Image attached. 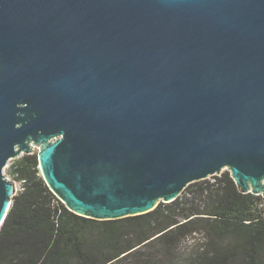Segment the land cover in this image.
Here are the masks:
<instances>
[{
  "label": "water",
  "instance_id": "95a60500",
  "mask_svg": "<svg viewBox=\"0 0 264 264\" xmlns=\"http://www.w3.org/2000/svg\"><path fill=\"white\" fill-rule=\"evenodd\" d=\"M35 146L98 220L223 170L264 197V0H0V226Z\"/></svg>",
  "mask_w": 264,
  "mask_h": 264
},
{
  "label": "trees",
  "instance_id": "16d2710c",
  "mask_svg": "<svg viewBox=\"0 0 264 264\" xmlns=\"http://www.w3.org/2000/svg\"><path fill=\"white\" fill-rule=\"evenodd\" d=\"M38 166L37 151L12 159L0 264H264V197L241 192L228 170L146 213L98 220L69 210ZM198 233L203 243L182 256Z\"/></svg>",
  "mask_w": 264,
  "mask_h": 264
},
{
  "label": "rangeland",
  "instance_id": "374dc122",
  "mask_svg": "<svg viewBox=\"0 0 264 264\" xmlns=\"http://www.w3.org/2000/svg\"><path fill=\"white\" fill-rule=\"evenodd\" d=\"M34 151H38V147L35 146L34 148ZM12 163V160H10L7 165L5 166L4 168V174L5 176L9 179V180H12L10 174H9V168H10V165ZM224 171V170H223ZM222 171V172H223ZM221 172V173H222ZM221 173L219 174H216L217 176H219ZM208 181L210 182H213L215 181V178L214 177H211L209 176L208 178ZM203 235L202 233H198V234H195L193 236H190L188 238H186V240L181 244L180 246V250H179V253L184 256V255H188L190 252H192L193 250H195V248L199 245H201L203 243Z\"/></svg>",
  "mask_w": 264,
  "mask_h": 264
}]
</instances>
